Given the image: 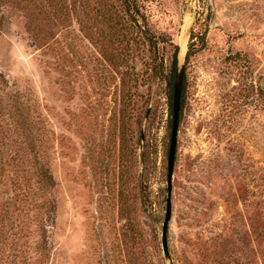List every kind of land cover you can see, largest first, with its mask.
Here are the masks:
<instances>
[{
    "label": "rangeland",
    "instance_id": "374dc122",
    "mask_svg": "<svg viewBox=\"0 0 264 264\" xmlns=\"http://www.w3.org/2000/svg\"><path fill=\"white\" fill-rule=\"evenodd\" d=\"M134 1L0 2V72L31 89L50 128L41 264H167V86L189 14L169 263L264 264V0ZM6 197L37 264L35 209Z\"/></svg>",
    "mask_w": 264,
    "mask_h": 264
},
{
    "label": "trees",
    "instance_id": "16d2710c",
    "mask_svg": "<svg viewBox=\"0 0 264 264\" xmlns=\"http://www.w3.org/2000/svg\"><path fill=\"white\" fill-rule=\"evenodd\" d=\"M2 0H0L1 2ZM126 10L136 6L134 0H121ZM135 11V10H134ZM190 47V46H189ZM178 45L173 44L172 65L168 80L169 106L171 109L174 62ZM187 51L186 57L189 55ZM183 86L181 89V95ZM182 99L180 96V109ZM50 128L39 110V103L30 88H12L0 72V190L12 185L11 194L0 196H22L21 207H34V224L39 235L36 241L37 264L43 261L47 246V226L53 217L54 202L49 197L54 186L51 172ZM12 198L0 200V264H28L22 255L20 240L25 227L26 214L7 211ZM18 201V200H16ZM120 211L125 208L120 204ZM9 244V246H7ZM11 251L7 249L12 246ZM10 251V252H9ZM22 257L23 260L18 258Z\"/></svg>",
    "mask_w": 264,
    "mask_h": 264
},
{
    "label": "water",
    "instance_id": "95a60500",
    "mask_svg": "<svg viewBox=\"0 0 264 264\" xmlns=\"http://www.w3.org/2000/svg\"><path fill=\"white\" fill-rule=\"evenodd\" d=\"M183 71H184V61L181 59L179 54V46L178 52L175 56L174 62V78H173V92H172V102H171V127H170V136H169V145L167 152V184H168V192L166 196V207H165V216L162 221L161 226V235L160 242L162 252L165 258V262L170 264V254L167 245V224L170 218V182L173 172L174 166V158H175V148H176V140H177V132H178V119H179V110H180V96L182 89V79H183Z\"/></svg>",
    "mask_w": 264,
    "mask_h": 264
},
{
    "label": "bare ground",
    "instance_id": "6f19581e",
    "mask_svg": "<svg viewBox=\"0 0 264 264\" xmlns=\"http://www.w3.org/2000/svg\"><path fill=\"white\" fill-rule=\"evenodd\" d=\"M191 23H192V17L189 14V16H187L184 19V22H183V24L181 26L182 27V32H181V35L179 36L180 44H178V46H179V54H180L181 59L183 58L182 55L184 54V51L186 49L187 33H188V29L190 28Z\"/></svg>",
    "mask_w": 264,
    "mask_h": 264
}]
</instances>
